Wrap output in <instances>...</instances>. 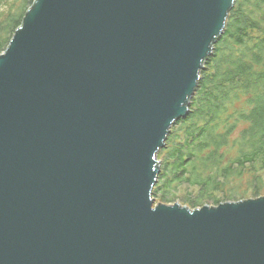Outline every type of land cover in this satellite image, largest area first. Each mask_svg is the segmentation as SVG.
<instances>
[{
	"label": "water",
	"instance_id": "obj_1",
	"mask_svg": "<svg viewBox=\"0 0 264 264\" xmlns=\"http://www.w3.org/2000/svg\"><path fill=\"white\" fill-rule=\"evenodd\" d=\"M235 0H36L0 53V264H264V196L153 204Z\"/></svg>",
	"mask_w": 264,
	"mask_h": 264
},
{
	"label": "trees",
	"instance_id": "obj_2",
	"mask_svg": "<svg viewBox=\"0 0 264 264\" xmlns=\"http://www.w3.org/2000/svg\"><path fill=\"white\" fill-rule=\"evenodd\" d=\"M35 1L0 0L7 6L0 52ZM199 75L187 117L173 123L160 150L157 176L166 192L175 182L198 186L197 197L189 200L194 206L207 198L219 204L213 192L245 171L264 169V0H235ZM260 181L254 175L250 185L261 190Z\"/></svg>",
	"mask_w": 264,
	"mask_h": 264
},
{
	"label": "rangeland",
	"instance_id": "obj_3",
	"mask_svg": "<svg viewBox=\"0 0 264 264\" xmlns=\"http://www.w3.org/2000/svg\"><path fill=\"white\" fill-rule=\"evenodd\" d=\"M20 8H21V6H20ZM6 9H7L6 3L1 2L0 3V20H2L4 18L5 13H6ZM236 135H237V133H235V136ZM165 146H166V143H165ZM160 150L158 151V154H157L158 164L160 166L159 174L161 172V166H162V156L159 155ZM226 158L223 159L224 162L227 161ZM224 164L225 163H223L222 165H224ZM254 175L260 176V178H261L260 183L262 186L259 188L261 190L256 191V189H254V186L250 185L251 180H252ZM160 178L158 179V177H157L155 185H157V184L158 185H157V188L155 190L153 189V192H152L153 204H158V203L173 204L175 202H179L181 205L186 206L190 209L202 207L203 204H208L210 206L217 205V203L214 201V199L207 198V199H204L202 201V203L194 206L193 204H191L189 202V200H192L195 197H197V195L199 193L198 186H190L187 183L181 184V183L175 182L173 184V187H171L169 189V191L166 192V191H163V189H161V181L162 180H160ZM159 180H160V182H158ZM163 193H166V197H162ZM213 193H214L213 196L215 197V199L221 200L220 202L239 201V200H245L248 198H254V197L257 198L260 196H264V169H261L256 174L253 171H251V172L245 171L242 174L241 178H232L229 182H227L225 184V186L223 187V189L221 191L213 192Z\"/></svg>",
	"mask_w": 264,
	"mask_h": 264
}]
</instances>
